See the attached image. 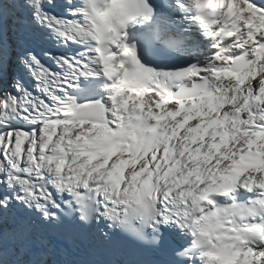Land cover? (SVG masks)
I'll list each match as a JSON object with an SVG mask.
<instances>
[{
  "label": "snow or ice",
  "instance_id": "obj_1",
  "mask_svg": "<svg viewBox=\"0 0 264 264\" xmlns=\"http://www.w3.org/2000/svg\"><path fill=\"white\" fill-rule=\"evenodd\" d=\"M0 264H264V0H0Z\"/></svg>",
  "mask_w": 264,
  "mask_h": 264
}]
</instances>
